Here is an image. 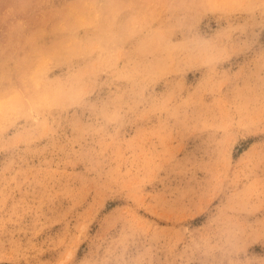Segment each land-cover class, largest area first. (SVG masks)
<instances>
[{"label": "rangeland", "instance_id": "1", "mask_svg": "<svg viewBox=\"0 0 264 264\" xmlns=\"http://www.w3.org/2000/svg\"><path fill=\"white\" fill-rule=\"evenodd\" d=\"M115 3L51 102L0 90V264H264V0Z\"/></svg>", "mask_w": 264, "mask_h": 264}, {"label": "bare ground", "instance_id": "2", "mask_svg": "<svg viewBox=\"0 0 264 264\" xmlns=\"http://www.w3.org/2000/svg\"><path fill=\"white\" fill-rule=\"evenodd\" d=\"M115 1L0 0V90L17 85L19 90L11 91L32 93L42 88L40 98L29 103L28 97L22 106L25 112L51 102L48 62L72 56L83 59L94 46L99 52L97 60L107 58L112 49V18L116 9H123ZM143 7L134 2L125 12L130 16L135 8L146 11ZM12 108V102L5 103L0 116Z\"/></svg>", "mask_w": 264, "mask_h": 264}]
</instances>
